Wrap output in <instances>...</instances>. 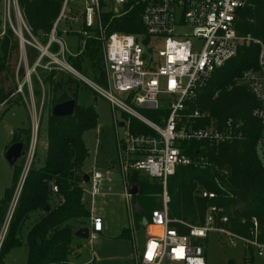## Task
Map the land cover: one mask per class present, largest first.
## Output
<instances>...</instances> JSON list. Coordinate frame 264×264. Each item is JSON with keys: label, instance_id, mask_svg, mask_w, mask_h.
I'll return each instance as SVG.
<instances>
[{"label": "built area", "instance_id": "2783aa9c", "mask_svg": "<svg viewBox=\"0 0 264 264\" xmlns=\"http://www.w3.org/2000/svg\"><path fill=\"white\" fill-rule=\"evenodd\" d=\"M0 1L2 36L7 29L11 30L24 58L28 57L29 49L36 51L34 72L39 67L79 77L66 59L81 55L92 40L104 44L106 86L88 78L82 77V80L123 115L121 121H115L117 131H122L121 136L117 132L116 148L127 207L133 196L129 191L130 182L125 179L134 172L159 181L163 188L161 208L153 210L145 222V242L142 250L137 249L133 254V264H206L207 240L213 232L224 235L233 246L244 244L259 256L264 255V243L258 241L257 220L253 218L251 238L242 237L229 230L224 209L216 205L208 207L202 223H181L188 228V233L180 234L171 226L167 193L168 178L179 167L206 166L203 157L182 154L179 144L218 146L242 138L240 124L233 119L219 123L209 112L192 110L190 105L197 104L215 71L233 59L244 45L260 48L257 65L245 71L237 83L248 88L254 97L256 107L252 116L261 123L264 137V42L251 35H241L237 29L239 12L251 6L252 0H63L50 32L43 37L33 34L19 0ZM133 14L138 16L141 33L108 32L114 21ZM70 39L73 42L69 44ZM193 39L199 42V49ZM143 111L158 115L153 120ZM133 120L147 128L148 133L133 132ZM119 123L124 126L119 127ZM33 155L34 150H29L15 201ZM88 175L89 194L97 197L101 193L103 174L92 170ZM52 192L58 193L57 186L52 185ZM201 197L215 200L217 194L204 190ZM59 201L63 202V197ZM82 202L85 203L84 195ZM14 208L12 204L11 214ZM89 224V240L95 241L104 230L103 220L91 216Z\"/></svg>", "mask_w": 264, "mask_h": 264}, {"label": "trees", "instance_id": "16d2710c", "mask_svg": "<svg viewBox=\"0 0 264 264\" xmlns=\"http://www.w3.org/2000/svg\"><path fill=\"white\" fill-rule=\"evenodd\" d=\"M62 2L63 0H19V6L35 36L43 37L50 32ZM104 20L105 23L109 21L107 16ZM237 29L241 35H251L264 42V0H252L251 6L239 12ZM7 30L0 39V107L4 104L10 108L17 102L12 101L17 92L15 75L24 80L25 68L21 65L17 71L12 69L13 59L18 54V41L16 42L17 39L11 30ZM108 32L136 34L141 33L142 29L137 14H133L126 19L114 21ZM259 53L260 48L256 45L240 47L233 59L215 71L208 85L200 93L197 104L190 105L192 110L199 108L209 112L219 123L233 119L236 124H240L242 138L218 146L205 143L178 145L182 154L197 159L203 157L206 163L204 167H179L176 173L168 178L169 219L172 221L171 226L180 234L188 233V228L181 223H202L208 207L216 205L224 209L223 214L228 218L229 230L242 237L251 238L255 218L258 222V241L264 243V167L256 153V147L263 138V127L252 116L256 107L254 97L248 88L237 83L245 71L257 65ZM36 58V51L29 49L27 59L31 67ZM102 60V49L96 40L90 41L81 55L67 58V61L86 78L106 86ZM35 72L42 77L32 75L33 95L37 99L43 95V107L47 109L46 114L44 111L41 115L38 135L41 136L42 131H47L48 145L43 163L40 166L32 164L27 174L0 246V264H4V259L11 250L24 244L23 228L30 216L37 212L44 213L27 233V264H72L69 257L76 250L72 245L74 232L87 226L86 220H89L91 215L82 202L83 176L86 174L83 166L89 156L83 134L96 125L97 113L91 105H76L73 116L53 117L51 109L56 104L77 99L76 89L69 88L71 95L64 89L65 85L78 82H72V79L66 83L55 82L57 71H50L47 76H43L45 72L37 67ZM9 80L11 82L6 86ZM58 91H62V94L56 98L55 93ZM143 113L153 120L158 115L157 112ZM163 114L167 115V112ZM132 125L133 132L148 133L147 128L137 121L133 120ZM22 134L26 139L25 143L22 141ZM17 142H21L24 150H27V129H21L9 147ZM22 166V162L13 166L11 185L0 200V234L8 216ZM226 167L228 172L225 171ZM125 180L129 183L131 176H127ZM52 185L57 186L58 193L52 192ZM137 185L139 194L131 200L137 210L131 214V226L125 227L119 235L126 240H132L133 232L143 233L144 224L150 219L152 211L161 208L163 188L159 181L139 176ZM204 190L215 192L217 199L202 198L201 192ZM60 197H63V202L59 201ZM47 207L49 209L45 212ZM248 249L254 251L252 248ZM227 264L234 263L229 261ZM245 264L253 262L246 259Z\"/></svg>", "mask_w": 264, "mask_h": 264}, {"label": "rangeland", "instance_id": "374dc122", "mask_svg": "<svg viewBox=\"0 0 264 264\" xmlns=\"http://www.w3.org/2000/svg\"><path fill=\"white\" fill-rule=\"evenodd\" d=\"M2 8L0 1V39L5 35L2 36ZM72 42V39L69 41L67 40L69 44ZM97 42L101 46L103 56L104 44L99 40H97ZM193 42L199 49V42L194 39ZM21 65L25 68V78L21 80L17 74L15 75L14 84L17 85V92L12 101H17L16 105L10 108H8V106H3L0 111V200L4 196L5 190L11 185V177L13 174V167H10L3 158L4 153L9 148V144L14 136L19 135L23 128L29 131V142L26 147L25 157L19 159L17 162H22V171L13 194L12 202L9 206L7 219L0 234V240L4 235L3 230L10 220L11 206L12 204L16 205L17 202L15 201V197L22 183L28 151L34 150L31 166L32 164L40 166L44 161L48 145L47 131H42L41 136L38 135L41 115L44 111L45 114L47 112V109L45 110L43 107L44 96L42 95L40 99L34 97L31 81L32 75H36L37 78H41L42 76L32 71L28 59L21 56L18 45V54L14 57L11 66L12 69H16L17 71ZM102 66L104 68L103 60ZM42 71L45 72L43 76H47V73L50 71L57 70L42 69ZM76 71L79 73V77L75 74L67 73L66 71H57L54 76V81L64 83L69 79H72V82L74 80L77 81L78 83L74 81L75 84L65 85L64 90L68 91L69 95H71L72 91H70L69 88L76 89L78 93L77 99L75 100L76 105L79 107L91 105L97 113L96 125L83 134V141L89 153L88 158L84 162L83 171L86 174L90 173L92 170L98 171L103 174V180L101 182V193L97 197H91L89 194V186L87 184L85 185L84 200L86 208L90 211V217L102 218L104 230L97 236L95 241L73 237L72 245L76 250L75 253L69 257V260L72 264H133L132 256L137 249L142 250L145 237L142 232H133L132 240L119 237L125 227L131 226V214L134 210H137V206L132 205V202L129 204L130 206L128 208L124 199L125 187L123 184L122 165L116 148L117 132L119 136H121L122 131H117L115 121H121L123 115L120 111H114L109 102L99 97L87 84H85L82 77L86 78V76L78 70ZM10 82L11 80L7 81L6 86H8ZM23 85L25 88H23ZM61 94L62 91H58L55 93V97L58 98ZM21 138L25 143L26 139L23 134ZM256 153L264 167V139L258 143ZM24 182L25 180L23 181V185ZM35 220L36 213L30 216L23 228L22 238L24 244L11 250L5 257L4 264H27L28 248L25 245V241L27 233L33 226ZM89 223L90 219H87V226L90 225ZM246 259L252 260L253 264H264V255L259 256L256 250L251 252L244 244L233 246L222 234L215 232L209 234L207 240L206 264H227L229 261L234 264H245Z\"/></svg>", "mask_w": 264, "mask_h": 264}, {"label": "water", "instance_id": "95a60500", "mask_svg": "<svg viewBox=\"0 0 264 264\" xmlns=\"http://www.w3.org/2000/svg\"><path fill=\"white\" fill-rule=\"evenodd\" d=\"M76 107V101L74 99L65 101L63 103L56 104L52 108V116L56 118H65V117H71L74 114ZM123 123H119V127H123ZM26 152L24 150V145L21 142H17L12 144L7 151L4 153V160L9 164L10 167H13L19 159L25 157ZM225 171L228 172V167L225 168ZM139 174L137 172H134L131 176L130 180V188L129 191L132 194V196H136L139 194V188L137 185ZM83 183L88 184L89 183V175L85 174L83 176ZM48 207L44 210L45 212L48 211ZM89 227L84 226L79 228L74 232V237L82 239V240H88L89 239Z\"/></svg>", "mask_w": 264, "mask_h": 264}, {"label": "crops", "instance_id": "0c3cea01", "mask_svg": "<svg viewBox=\"0 0 264 264\" xmlns=\"http://www.w3.org/2000/svg\"><path fill=\"white\" fill-rule=\"evenodd\" d=\"M123 184H124V183H123ZM43 213H44V212H37V213H36V220H35V222H34L33 225H35V224L41 219ZM78 229H79V228H78ZM78 229H76V230H78Z\"/></svg>", "mask_w": 264, "mask_h": 264}]
</instances>
